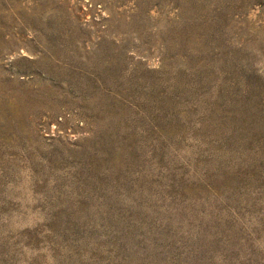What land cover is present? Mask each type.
I'll return each mask as SVG.
<instances>
[{
    "label": "rangeland",
    "instance_id": "obj_1",
    "mask_svg": "<svg viewBox=\"0 0 264 264\" xmlns=\"http://www.w3.org/2000/svg\"><path fill=\"white\" fill-rule=\"evenodd\" d=\"M0 264H264V0H0Z\"/></svg>",
    "mask_w": 264,
    "mask_h": 264
}]
</instances>
